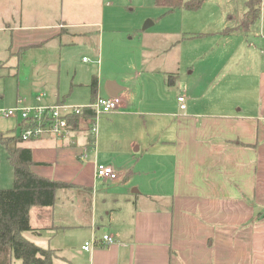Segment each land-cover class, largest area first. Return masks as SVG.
Returning a JSON list of instances; mask_svg holds the SVG:
<instances>
[{
    "label": "crops",
    "instance_id": "0c3cea01",
    "mask_svg": "<svg viewBox=\"0 0 264 264\" xmlns=\"http://www.w3.org/2000/svg\"><path fill=\"white\" fill-rule=\"evenodd\" d=\"M242 2L237 24L213 14L212 30L163 31L158 49L172 53L162 57L165 61L161 58L164 64L139 68L158 76L157 81L147 78L143 87L138 85L145 104L140 100L135 104L126 80L115 78L119 104L107 113L110 126L102 129L106 140L101 141V132L98 138L95 133L94 146L87 147L88 125L82 124L90 119H79L64 138L43 135L27 139L26 145L25 140L8 144L0 140L6 147V157L0 158V189L12 186L7 154L16 145L30 148L29 168L34 173L70 185L56 190L52 206H32V230L22 233L36 245L54 249L53 264H264V0L259 20L248 28L241 26ZM6 4L15 9L18 1ZM5 11L8 8L0 4V67L80 26L65 21L59 28L25 24L17 9L10 18L2 17ZM228 28L232 29L224 32ZM191 33L212 36V55L205 56L212 65V80L202 90H185L184 109L178 94L168 110L162 93L175 83V71L186 58L180 44ZM143 48L148 52L149 47ZM151 50L155 53V48ZM29 58L30 65L46 62L61 76L55 59ZM146 59L141 52L140 66ZM77 81L73 76L61 84L59 78L52 89L46 83L48 94L41 102L84 105L85 98L73 91L82 85ZM97 89L92 94L90 86V102L103 96ZM36 93L23 99L36 104ZM5 95L3 89L0 99ZM106 95L110 96L107 89ZM20 127L18 121L14 134L0 136L19 137ZM98 163L111 166L117 179L97 178ZM134 174H139L137 182L127 186V178ZM113 183L121 191L111 192ZM104 234L112 237L111 243L102 241ZM91 239L94 244L83 249Z\"/></svg>",
    "mask_w": 264,
    "mask_h": 264
},
{
    "label": "rangeland",
    "instance_id": "374dc122",
    "mask_svg": "<svg viewBox=\"0 0 264 264\" xmlns=\"http://www.w3.org/2000/svg\"><path fill=\"white\" fill-rule=\"evenodd\" d=\"M17 1V8L14 9L6 4V0H1V6L8 8V11H5L7 14H2L3 18H10L11 11L14 10L16 13L17 9V15H20L21 21L25 24L59 28L62 21H65L78 23L80 26L71 28L69 31L72 34L68 36L53 38L52 42L46 44L47 46L25 52L22 54V59L14 57L6 63L10 66L0 67V93L3 89L6 91L4 100L0 99V108L12 107L18 99L21 100L18 106H28L31 103L23 98L33 91L37 92L35 96L40 93L47 95V89L44 86L46 83L52 89L59 85V78L61 84H64L66 79L68 81L73 76L74 82L79 80L82 83L73 91H78L79 98H85L84 105H86L92 98L90 83L93 75L99 79L97 94L103 95L102 97H107V81L113 80L117 83L115 78L123 77L126 80V91H129L130 99L135 104L139 100L140 105L145 104L143 97L138 94V85L143 87L147 78L157 81L158 76L149 72L150 70L139 68L143 66L147 68L146 63L148 68H153L155 64H164L165 58L162 57L172 53L163 54L158 49L159 37L163 31L176 27L189 32L212 30L214 28L212 27L214 26L212 25L213 14H219L223 22L231 20L232 24H237L243 8L242 0H204L197 10H186L180 7L170 12H167V6L157 5L156 0ZM15 18L19 22V18L16 16ZM143 45L149 47L148 52ZM180 46L181 53L186 58L175 71V83L168 84L167 90L162 93L163 99L167 101L168 110L173 109L176 95L182 94L186 103L188 97L184 94L187 88L202 90L207 86V82L212 80V65L209 67L210 61L205 57L207 54L212 55V36L190 37L185 42H181ZM151 48H155V53ZM141 52L147 57L142 66H140ZM31 55L49 56L55 59L57 66L60 63L61 76L59 77L58 68L57 72L50 71L46 62H41L36 67L30 65ZM137 73H139L138 77ZM46 76L47 79L43 81ZM170 81L167 80V82ZM154 90L155 87H153ZM108 114H97L87 123L84 122L82 127L85 128L88 125L87 129L90 121L95 122L96 137L98 138L101 132V141L106 140L102 135V129L110 126L106 122ZM17 120L21 124L20 117L16 119L0 115V133L14 134L13 129L17 128ZM117 126L115 124L114 128ZM28 141L25 140L22 143L26 145ZM121 145L118 143L117 147L120 148ZM5 148V145L0 142V158L3 160L6 157ZM138 177L139 174L131 175L127 178L126 185L135 184ZM117 183L110 185L111 192L121 191V187L115 188Z\"/></svg>",
    "mask_w": 264,
    "mask_h": 264
},
{
    "label": "trees",
    "instance_id": "16d2710c",
    "mask_svg": "<svg viewBox=\"0 0 264 264\" xmlns=\"http://www.w3.org/2000/svg\"><path fill=\"white\" fill-rule=\"evenodd\" d=\"M204 0H156L157 5L168 7L167 12L175 8L197 10ZM245 11L241 26L250 27L256 23L261 14L262 0H244ZM231 29H225L228 32ZM207 33H191L186 37L204 36ZM92 94L96 93L97 78L91 81ZM95 114L86 110L73 115L70 121L77 123L79 119H93ZM88 148L95 143V122H91L85 131ZM4 144L21 142L18 136H0ZM7 158L12 166V186L0 189V264H53L56 252L51 248H43L26 239L23 232L32 230L29 222V209L32 206L48 207L55 201L56 190L69 187L62 180L49 179L34 173L29 168L31 150L22 145L8 149Z\"/></svg>",
    "mask_w": 264,
    "mask_h": 264
},
{
    "label": "built area",
    "instance_id": "2783aa9c",
    "mask_svg": "<svg viewBox=\"0 0 264 264\" xmlns=\"http://www.w3.org/2000/svg\"><path fill=\"white\" fill-rule=\"evenodd\" d=\"M44 96L45 93L38 94L36 96L37 103L33 105L0 108L1 116L21 118L20 139L27 140L43 135L57 138L67 137L77 126V123L70 121L73 115L81 114L86 110L92 111L95 116L101 113L107 114L115 110L119 104L117 96H97L86 105H74L67 102L45 104L41 102ZM177 100L180 102V108L184 109V96H178ZM95 176L104 179H117L118 177L111 166L102 163L96 164ZM112 240V237L107 234L102 236V241L105 243H111ZM94 242V239L86 241L82 248L88 249Z\"/></svg>",
    "mask_w": 264,
    "mask_h": 264
},
{
    "label": "water",
    "instance_id": "95a60500",
    "mask_svg": "<svg viewBox=\"0 0 264 264\" xmlns=\"http://www.w3.org/2000/svg\"><path fill=\"white\" fill-rule=\"evenodd\" d=\"M106 89L110 96H117L120 86L115 81L109 80L106 82Z\"/></svg>",
    "mask_w": 264,
    "mask_h": 264
}]
</instances>
